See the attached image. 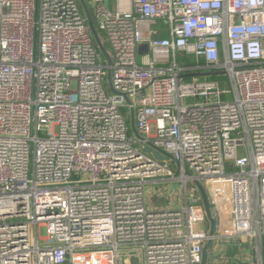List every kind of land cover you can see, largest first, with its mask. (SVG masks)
Listing matches in <instances>:
<instances>
[{"label":"built area","instance_id":"obj_1","mask_svg":"<svg viewBox=\"0 0 264 264\" xmlns=\"http://www.w3.org/2000/svg\"><path fill=\"white\" fill-rule=\"evenodd\" d=\"M88 1L110 66L79 0H0V264H202L195 179L214 246L260 251L264 0ZM131 109L176 162L144 151ZM173 182L180 204L151 206L148 186Z\"/></svg>","mask_w":264,"mask_h":264},{"label":"water","instance_id":"obj_2","mask_svg":"<svg viewBox=\"0 0 264 264\" xmlns=\"http://www.w3.org/2000/svg\"><path fill=\"white\" fill-rule=\"evenodd\" d=\"M82 9L84 11V14L86 16L90 31L94 37V40L99 48V50L101 51V53L103 54V56L105 57L106 63L108 66L111 65V56L108 52V49L106 48L104 42L102 41V38L98 32V30L96 29L95 26V21H96V17L94 14V10L93 7L90 5L88 0H79ZM148 46L147 44H144L140 47V52L143 53L145 51H147ZM110 68L108 69V83L110 85V88L113 92H116L111 84V73H110ZM127 99V102H130V100L127 98L126 95H124ZM130 123H131V129L132 132L134 133V135H136V137L140 140L145 142L146 146L144 148V151L149 153V154H153L156 158L158 159H165V157H169L171 159H173L175 162L176 160L171 157L170 155H166V153L162 152L160 149H156L153 144L149 141L146 140L143 136H141L136 128V124H135V113L134 110L131 109L130 112ZM194 184L196 185L198 191L200 192L201 196H202V201H203V205H204V209L206 211V215H207V219L209 221L210 224V238L207 241V243L205 244L204 248H203V253H202V264H207L208 262V258H209V250L212 247L213 244V237L215 235L216 232V219L214 218L212 211H211V207H210V203H209V198H208V194L206 192V189L204 187V185L202 184V182L198 179L194 180Z\"/></svg>","mask_w":264,"mask_h":264},{"label":"rangeland","instance_id":"obj_3","mask_svg":"<svg viewBox=\"0 0 264 264\" xmlns=\"http://www.w3.org/2000/svg\"><path fill=\"white\" fill-rule=\"evenodd\" d=\"M107 49L109 51V44L106 42ZM184 60L191 61L193 57L184 56ZM215 80L220 82L221 89H231V82L229 80V76L225 72H220L219 74L215 75ZM223 96L225 99H231V93L224 94ZM148 200L151 206L153 207H162L168 208L171 207L173 204L178 205L180 204L181 198V185L178 182H173L169 186L161 185H149L148 186ZM140 254L136 253V255L130 254V252L121 251L119 257V264H127L126 260H130V264H141Z\"/></svg>","mask_w":264,"mask_h":264},{"label":"crops","instance_id":"obj_4","mask_svg":"<svg viewBox=\"0 0 264 264\" xmlns=\"http://www.w3.org/2000/svg\"><path fill=\"white\" fill-rule=\"evenodd\" d=\"M260 259L261 264H264V238L260 251L254 245L243 246L233 241L219 240L217 246L213 244L210 248L207 264H260ZM126 261L130 264L129 259Z\"/></svg>","mask_w":264,"mask_h":264},{"label":"trees","instance_id":"obj_5","mask_svg":"<svg viewBox=\"0 0 264 264\" xmlns=\"http://www.w3.org/2000/svg\"><path fill=\"white\" fill-rule=\"evenodd\" d=\"M100 36H101L102 41L104 42V44H105V46H106V48H107L106 42L104 41V38H103V34L100 33ZM215 75H217V73H212V74L210 75V79H214V78H215Z\"/></svg>","mask_w":264,"mask_h":264}]
</instances>
